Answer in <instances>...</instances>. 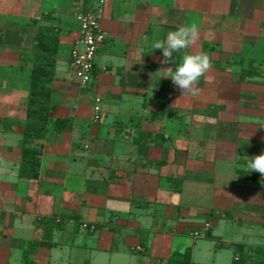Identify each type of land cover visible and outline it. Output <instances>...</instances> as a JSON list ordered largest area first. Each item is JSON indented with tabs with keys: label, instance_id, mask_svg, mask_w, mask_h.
<instances>
[{
	"label": "crops",
	"instance_id": "crops-1",
	"mask_svg": "<svg viewBox=\"0 0 264 264\" xmlns=\"http://www.w3.org/2000/svg\"><path fill=\"white\" fill-rule=\"evenodd\" d=\"M79 10L105 34L87 87ZM191 24L198 44L162 64L153 43ZM186 52L211 58L197 97L155 74ZM262 153L264 0H0V264H264V176L245 167Z\"/></svg>",
	"mask_w": 264,
	"mask_h": 264
},
{
	"label": "clouds",
	"instance_id": "clouds-1",
	"mask_svg": "<svg viewBox=\"0 0 264 264\" xmlns=\"http://www.w3.org/2000/svg\"><path fill=\"white\" fill-rule=\"evenodd\" d=\"M199 40L200 31L196 24L183 25L177 30L169 31L164 40H157L152 47L162 51L163 60L161 63L167 65L175 63L173 61L174 53L194 48ZM211 67V58L207 53L186 52L174 70L169 67L155 74H162V79H171L173 85L181 91V98L185 96L197 97L200 89L196 85ZM245 167L248 171L258 172L264 176V153L250 157Z\"/></svg>",
	"mask_w": 264,
	"mask_h": 264
},
{
	"label": "built area",
	"instance_id": "built-area-1",
	"mask_svg": "<svg viewBox=\"0 0 264 264\" xmlns=\"http://www.w3.org/2000/svg\"><path fill=\"white\" fill-rule=\"evenodd\" d=\"M79 22L80 33L77 45L71 50V67L80 80L82 86L87 87L91 84L93 71L96 63V56L99 48L104 43L105 34L101 28L100 15L93 10H79L76 13ZM102 99L100 96L94 98V120L102 118ZM211 224L205 223L202 228L208 230ZM195 235H200L201 231L196 230ZM136 250H143L138 245ZM156 264V263H153Z\"/></svg>",
	"mask_w": 264,
	"mask_h": 264
},
{
	"label": "trees",
	"instance_id": "trees-1",
	"mask_svg": "<svg viewBox=\"0 0 264 264\" xmlns=\"http://www.w3.org/2000/svg\"><path fill=\"white\" fill-rule=\"evenodd\" d=\"M53 39L54 35L52 33H48V35L40 37V40L44 42L43 47H47L48 44H53ZM45 57L47 56L45 55ZM49 70L50 68L47 62L45 66H42V63H38L35 68L36 74L33 78V84L29 93V110H35V115L33 116L34 119L40 117L43 108H45L44 100L42 98L47 96L49 92L47 84ZM26 142H28V140H26ZM23 148L25 149V158L32 155L29 148H26V146ZM57 225L58 224H55V221L51 219H40L37 222V228H41L43 233L39 243L50 247L52 245L53 233ZM34 245L37 244L34 243Z\"/></svg>",
	"mask_w": 264,
	"mask_h": 264
}]
</instances>
